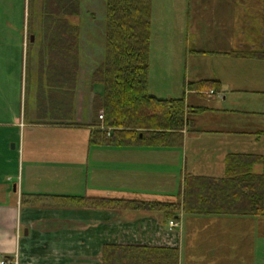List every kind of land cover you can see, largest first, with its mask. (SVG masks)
<instances>
[{
    "label": "crops",
    "instance_id": "0c3cea01",
    "mask_svg": "<svg viewBox=\"0 0 264 264\" xmlns=\"http://www.w3.org/2000/svg\"><path fill=\"white\" fill-rule=\"evenodd\" d=\"M201 4L205 23L222 30L223 23L233 22L230 16L224 19L214 15L211 5ZM72 17H69L71 24L80 27L78 19L72 22ZM22 33L23 58L32 74L34 111L27 110V96L21 99L23 91L20 99L13 100L14 108L5 104V109L0 111V259L9 256L13 260L11 264H102L105 244L142 243L177 247L180 264H184V257L191 264L194 257L191 244L204 234L201 242L206 245L207 264H260L264 257L262 216L181 213V226L172 227L170 219L161 212L133 209L130 205L135 201L181 200L184 192L181 184L187 174L222 178L227 169L226 158L231 153L264 155V148L254 145L264 144V111L240 106L242 111L221 108V102L230 98L232 103L245 100L253 106V100L259 95L264 102V76L253 77L245 87L231 84L220 76L190 81L217 80L224 93L206 91L199 94L189 90V82L185 89L197 96L198 101L190 103L185 99L189 106L187 125L172 136L176 142L171 146L101 143L100 135L94 142L93 133L100 123L95 122L93 99L95 93L103 90L98 84H92L86 109L83 77L88 49L85 48L84 31L80 27L79 52L76 53L79 73L75 87L67 82H55L59 73L66 78V69L75 68L74 62L70 67H61L53 61L59 53L74 51L62 45L61 30L50 31L44 38L41 31L31 33L26 23ZM8 36L7 32L0 31V37ZM206 39L205 47L197 48L196 41L192 51L208 55ZM238 47L245 46L233 47L225 53L230 55L239 50ZM89 55L92 57V52ZM248 59V63L241 65L264 69V60ZM1 65L0 62V68ZM227 82L229 87H237L232 88L231 93ZM0 88L4 92V99L0 95L1 105L6 100V91ZM250 94L258 95L253 99L247 97ZM230 131L241 135L242 142L246 138L250 140L251 149L242 152L235 148L237 144L227 136ZM255 169L260 172L262 165ZM175 182L180 189L177 198L172 196ZM86 198L128 202H121L117 208L109 210L76 206ZM122 205L129 208L123 209ZM230 222L239 225L234 238L228 236ZM199 223L205 226L197 225Z\"/></svg>",
    "mask_w": 264,
    "mask_h": 264
},
{
    "label": "trees",
    "instance_id": "16d2710c",
    "mask_svg": "<svg viewBox=\"0 0 264 264\" xmlns=\"http://www.w3.org/2000/svg\"><path fill=\"white\" fill-rule=\"evenodd\" d=\"M36 7L35 0H29L28 29L32 33L40 22L44 38L50 31L61 30L62 45L74 51L57 53L53 61L61 67H70L74 62L75 68L66 69L67 76L61 72L66 78L59 73L55 82L75 87L80 27L71 24L69 17L80 16L81 0H47L41 12ZM151 20L152 0H107L105 59L93 72L91 81L104 86L103 92L95 93L93 99L95 122L100 123L93 133L94 142L100 135L101 143L171 146L176 142L172 136L187 125L189 106L184 98L163 99L149 93ZM230 55L264 60V40L260 48L239 49ZM188 88L199 94L222 91L217 80L190 82ZM101 112L103 119L99 120ZM226 159L227 169L222 178L187 174L181 200L135 201L130 207L158 211L166 219L179 218L181 213L264 217V155L231 153ZM259 165L260 172L255 169ZM124 201L86 198L76 206L109 210ZM102 264H180V249L108 243L102 248Z\"/></svg>",
    "mask_w": 264,
    "mask_h": 264
},
{
    "label": "rangeland",
    "instance_id": "374dc122",
    "mask_svg": "<svg viewBox=\"0 0 264 264\" xmlns=\"http://www.w3.org/2000/svg\"><path fill=\"white\" fill-rule=\"evenodd\" d=\"M46 1L35 0L38 12H41ZM201 2L211 5L214 15H220L224 19H228V16H230L229 20L234 18L231 20L233 22L230 24L223 23L220 26L223 31L212 23H205L201 17V15H205L201 11ZM42 3H44L43 6ZM152 4L151 86L149 88L152 95L162 98H184L191 103L195 100L198 101V99L197 96H192L185 89L190 81L200 78L215 79L220 76L225 80H230L231 84L245 87L248 86L253 77L264 76V69L247 64L241 65L242 62L248 63V58H233L225 53L240 45L245 46L244 50L250 46L261 47L264 40V0H152ZM28 9L29 0H0V31H5L9 35L8 37H0V62L2 64L0 68V86L6 91V100H3L0 105V111L2 108L5 109V104L14 108L13 100L20 99L21 91H23L21 99L27 96V110L34 111V95L30 85L32 74L30 68L27 69L26 59L23 58L25 52L22 44V32L27 23ZM226 9L230 11H226ZM80 11V16L72 17L71 21L76 22L78 19L86 36L85 48L90 50L85 52L83 77L87 109L89 92L91 93L90 87L92 88V74L105 59L107 0H81ZM40 25L39 22L36 28L38 34L41 31ZM206 37L208 38V55L194 53L192 50L195 49L196 41L198 43L197 48L199 46L203 48L207 42ZM90 52H92V57L89 55ZM98 85L103 90V84L98 83ZM226 85L229 92L232 88H237L236 86L229 87L228 82ZM0 95L4 99V92L1 88ZM9 95L13 98H10ZM257 95L250 94L247 97L255 99ZM232 97L236 98L238 96ZM258 97L253 100L255 103L253 106L251 102L245 100L232 103L230 98L228 101L223 100L221 102V108H232L239 111H242L241 108H245L261 112L264 111V102H261ZM216 99H214V102L220 104ZM218 99L221 100V97ZM24 108L25 104L21 105L22 111ZM227 136L235 141L237 144L235 148L238 150L245 152V150L251 149L249 145H252V142L247 138L242 142V136L232 134V131ZM254 145H260L259 149L264 148V144L257 143ZM231 152L235 151L232 150ZM179 179H181V176H179ZM184 180L181 184L182 189L184 188ZM174 186L172 196L177 198L180 190L179 183L175 182ZM261 218L264 219V217ZM187 219L189 218L187 217ZM197 225L205 226L201 223ZM228 226L231 232L228 236L234 238L239 231L237 230L239 225L230 222L227 224ZM204 237V234H202L197 241H194V244H191L194 256L191 264H207L205 257L206 245L201 242ZM187 243H189V239ZM262 256H264V253H262ZM183 262L184 264H190L189 259L186 257H184ZM260 264H264V257L260 259Z\"/></svg>",
    "mask_w": 264,
    "mask_h": 264
},
{
    "label": "built area",
    "instance_id": "2783aa9c",
    "mask_svg": "<svg viewBox=\"0 0 264 264\" xmlns=\"http://www.w3.org/2000/svg\"><path fill=\"white\" fill-rule=\"evenodd\" d=\"M170 225H171V226H176V227H177V226H180V223L177 222V221H173V220H172V221L170 222ZM1 264H6V262H5V261H1Z\"/></svg>",
    "mask_w": 264,
    "mask_h": 264
}]
</instances>
